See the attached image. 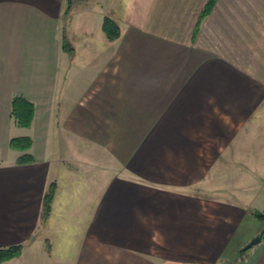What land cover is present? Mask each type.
I'll use <instances>...</instances> for the list:
<instances>
[{
    "label": "crops",
    "instance_id": "1",
    "mask_svg": "<svg viewBox=\"0 0 264 264\" xmlns=\"http://www.w3.org/2000/svg\"><path fill=\"white\" fill-rule=\"evenodd\" d=\"M98 1L113 40L90 23ZM207 2L0 0V247L22 244L0 264H264V237L240 250L264 210V0H215L200 19ZM24 135L34 159L18 163ZM79 212L59 257L45 233Z\"/></svg>",
    "mask_w": 264,
    "mask_h": 264
},
{
    "label": "trees",
    "instance_id": "2",
    "mask_svg": "<svg viewBox=\"0 0 264 264\" xmlns=\"http://www.w3.org/2000/svg\"><path fill=\"white\" fill-rule=\"evenodd\" d=\"M215 0H208L204 5L200 13V19L208 13L211 9ZM72 0H66V7L64 13L67 14L71 8ZM102 30L105 36L113 40L117 38L120 34V27L118 23L110 16L104 15L101 24ZM197 28V27H196ZM63 45L70 49L66 36H63ZM11 114L14 120L19 126H29L33 115H34V103L23 95L16 94L11 99ZM32 140L29 136H14L9 140V145L13 148L24 150L25 152L20 154L16 158L18 163H26L33 161L34 157L27 149L31 146ZM56 191V183L54 181L50 182L42 197V208L41 217L42 220L46 219L51 210V203L54 198ZM253 214L262 221V227L259 232L261 237H264V210H254ZM22 244L15 243L8 246L0 247V262L5 261L11 257L18 256L21 252ZM219 264H230V262H222Z\"/></svg>",
    "mask_w": 264,
    "mask_h": 264
},
{
    "label": "rangeland",
    "instance_id": "3",
    "mask_svg": "<svg viewBox=\"0 0 264 264\" xmlns=\"http://www.w3.org/2000/svg\"><path fill=\"white\" fill-rule=\"evenodd\" d=\"M100 1L97 2V6H94L93 8L89 9L90 11H87L89 16H90V23H95V31L99 32L101 35H103V31L102 28L100 27L99 23L97 24V17L99 16V14L96 13L95 15V11L97 10H102L100 7ZM82 12H84V9L81 10ZM66 20V19H64ZM76 20V19H75ZM97 24V25H96ZM20 130H30V129H19ZM13 148V147H12ZM14 152L19 153V151L15 150L13 151V149H10V151L8 152V154H6L7 159H11L14 155ZM95 174H93L92 176H96V172L94 171ZM91 176V175H90ZM89 176V177H90ZM97 179V176L95 177V180ZM96 181L94 183H90L89 186L91 187V189L94 188V191L96 193H98L99 188L98 186L95 184ZM86 185L85 183H81V186ZM77 201L79 202V204L82 206L81 209L82 211L86 210L84 208V206H90V200L89 198L87 199H83V197L81 199L77 198ZM81 215L76 214V215H68L65 214L64 218L61 219L62 222V226H60L62 229L60 230V233L56 234V232H46V236H49L51 234L55 235V237L53 236L51 238V242L56 245L54 247H57L55 249L57 253V255L59 257H64V258H72L75 253L77 248L74 246V244H76L78 242V237H82L83 234V229H77L74 231V234L72 235V231L69 230V227L72 225V221L75 220L77 222V224H79V220H83L86 216L82 215V212H79ZM74 216L73 220L72 217ZM63 223H66L65 225H63ZM78 226V225H75ZM49 234V235H48ZM58 237V238H57ZM74 243V244H73Z\"/></svg>",
    "mask_w": 264,
    "mask_h": 264
},
{
    "label": "water",
    "instance_id": "4",
    "mask_svg": "<svg viewBox=\"0 0 264 264\" xmlns=\"http://www.w3.org/2000/svg\"><path fill=\"white\" fill-rule=\"evenodd\" d=\"M261 240V236L258 234L254 237H252L240 250H245L246 248L252 246L253 244L259 242Z\"/></svg>",
    "mask_w": 264,
    "mask_h": 264
}]
</instances>
